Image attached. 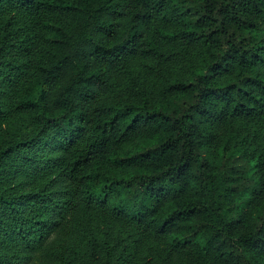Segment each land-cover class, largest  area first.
Returning a JSON list of instances; mask_svg holds the SVG:
<instances>
[{
    "label": "trees",
    "instance_id": "1",
    "mask_svg": "<svg viewBox=\"0 0 264 264\" xmlns=\"http://www.w3.org/2000/svg\"><path fill=\"white\" fill-rule=\"evenodd\" d=\"M0 264H264V0H0Z\"/></svg>",
    "mask_w": 264,
    "mask_h": 264
}]
</instances>
